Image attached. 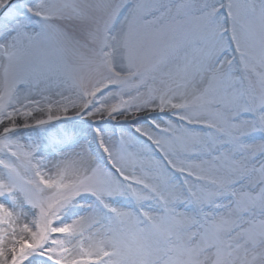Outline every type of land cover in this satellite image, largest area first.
I'll return each instance as SVG.
<instances>
[{
  "label": "snow or ice",
  "instance_id": "snow-or-ice-1",
  "mask_svg": "<svg viewBox=\"0 0 264 264\" xmlns=\"http://www.w3.org/2000/svg\"><path fill=\"white\" fill-rule=\"evenodd\" d=\"M0 264H264V0H0Z\"/></svg>",
  "mask_w": 264,
  "mask_h": 264
}]
</instances>
